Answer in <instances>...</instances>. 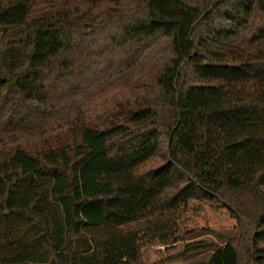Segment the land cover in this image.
I'll list each match as a JSON object with an SVG mask.
<instances>
[{"label":"trees","instance_id":"trees-1","mask_svg":"<svg viewBox=\"0 0 264 264\" xmlns=\"http://www.w3.org/2000/svg\"><path fill=\"white\" fill-rule=\"evenodd\" d=\"M264 264V0H0V264Z\"/></svg>","mask_w":264,"mask_h":264},{"label":"rangeland","instance_id":"rangeland-1","mask_svg":"<svg viewBox=\"0 0 264 264\" xmlns=\"http://www.w3.org/2000/svg\"><path fill=\"white\" fill-rule=\"evenodd\" d=\"M237 236L236 230H215L212 233L203 234L200 232L192 233L188 236V242L194 241H205L211 244V248L205 251H201L195 254L188 255L185 258V262L187 264H191L192 262L196 261H207L210 255L213 252V249L224 245V243L230 238H235Z\"/></svg>","mask_w":264,"mask_h":264}]
</instances>
